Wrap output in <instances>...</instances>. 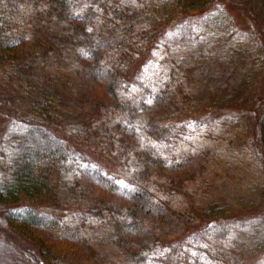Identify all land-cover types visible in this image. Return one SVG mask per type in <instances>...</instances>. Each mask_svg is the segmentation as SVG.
<instances>
[{
	"label": "trees",
	"instance_id": "obj_1",
	"mask_svg": "<svg viewBox=\"0 0 264 264\" xmlns=\"http://www.w3.org/2000/svg\"><path fill=\"white\" fill-rule=\"evenodd\" d=\"M218 1L157 0L153 8L144 2L122 11L115 0H85V6L83 0H0V11H5L0 15V68L12 55L30 48L31 33L36 34L39 48L43 46L41 35L48 37L46 55H53L51 75L59 69V48L80 46L77 91L85 101L102 107L112 121L108 119L102 127L98 122H86L80 130L70 129L72 133L64 139L55 134L57 125L51 121L52 129L45 131L50 137L44 145L39 143L40 163L24 157L8 184L11 207L23 205L20 212L24 215L19 216L23 228L36 232L40 248L50 250V243L56 249L33 253L40 264H83L90 255L85 229L88 224L109 223V219V225L132 251L156 254L160 264H220L218 252L222 251L216 244L244 242L240 229H234L230 237L228 218L205 221L199 215L198 210L206 207L200 203L202 192L195 188L204 170L203 153L178 148L166 139L171 126L177 142L180 140L179 128L187 115L175 120L174 112L181 109L179 99L185 102L183 108L187 107L188 75L176 69L171 58L172 63L163 64L164 73L148 74V78L159 77L160 84L150 94L148 88L134 97L147 94L142 102L148 128L122 108L120 98L132 84L127 78L123 81V73L135 65L141 72L155 59L153 51L160 49L158 43H163L165 50L166 38L159 37L160 24L174 32L177 23L187 26L191 16L208 12ZM254 1L264 12V0ZM23 8L29 9L20 15ZM142 20L150 25L157 21V26ZM221 109L216 103L205 110L211 114ZM252 109L257 143L264 154V98ZM212 115L201 113L189 118L194 119V126L202 127L214 123ZM64 174L70 176L69 190L73 193L64 194L63 204L69 202L71 208L48 211L45 203L49 196L57 198L56 189ZM70 210L76 215L69 219L66 214ZM258 247L254 253L263 254L264 243Z\"/></svg>",
	"mask_w": 264,
	"mask_h": 264
},
{
	"label": "rangeland",
	"instance_id": "obj_2",
	"mask_svg": "<svg viewBox=\"0 0 264 264\" xmlns=\"http://www.w3.org/2000/svg\"><path fill=\"white\" fill-rule=\"evenodd\" d=\"M115 1L122 11L142 6L144 2H149L152 8L157 6V0ZM28 9L23 8L19 14ZM2 14L4 10L0 11ZM188 20L187 26L177 23L174 32L172 27L160 24L159 37L166 38L165 50L161 47L163 43H158L160 49H154L155 59L148 66L139 72L135 65L123 73V81L127 78L132 84L129 92L119 94L122 108L130 110L132 118L136 117L140 123L144 121L148 128L149 119L142 102L147 94L134 98L139 96L136 92L143 94L149 88L150 94L160 84L159 77L148 78V74L164 73L163 64L172 63L168 60L171 58L176 69L188 75L191 81L187 87L189 101L185 104L188 108H183L185 102L179 99L181 109L174 112L175 120L187 115L179 128L180 140L177 142V133L171 126L167 128L166 139L170 138V144H177L178 148L204 155V170L199 186H195L202 192L200 203L206 204L204 210L203 207L198 210L199 215L205 221L228 218L225 221L230 237L234 229L244 233L243 243L216 244L217 250L222 251L218 252L220 264H254L256 259V264H264V253H254L264 243V154L257 143L252 117L253 104L264 98V12L254 0H219L208 12ZM142 21L150 25L147 20ZM150 26H157V21ZM35 36L30 34L29 49L24 50L25 47L18 55H12L6 66L0 68V264H40L33 253L56 250L50 243V250L40 248L37 241L41 239L36 232L23 228L19 217L24 215L20 212L23 205L11 207V194L6 190L24 157L40 163L39 145H44L50 137L45 133L53 127L50 122L57 125L55 134L64 139L72 133L70 129L80 130L86 122H98L102 127L108 119L111 121L102 107L85 101L80 90L77 91V56L82 47L59 48L62 51L57 53L59 69L51 75L53 55L51 52L46 55L48 37L41 35L43 46L39 48ZM160 57L162 62L158 66ZM216 103L222 109L220 113H211L216 119L214 123L194 126V119L189 116L201 113L209 116L205 109ZM119 117L126 118L122 114ZM160 135L163 139L162 131ZM69 184L70 176L64 174L56 189L57 198L49 196L45 203L48 211L58 212L63 210L62 206L71 208V203L63 204L64 194L73 193ZM72 214L73 210L68 211L67 218L76 215ZM109 223H94L91 227L88 224L85 232L90 255L83 264H160L156 254L132 251Z\"/></svg>",
	"mask_w": 264,
	"mask_h": 264
},
{
	"label": "snow or ice",
	"instance_id": "obj_3",
	"mask_svg": "<svg viewBox=\"0 0 264 264\" xmlns=\"http://www.w3.org/2000/svg\"><path fill=\"white\" fill-rule=\"evenodd\" d=\"M122 183V182H121Z\"/></svg>",
	"mask_w": 264,
	"mask_h": 264
}]
</instances>
